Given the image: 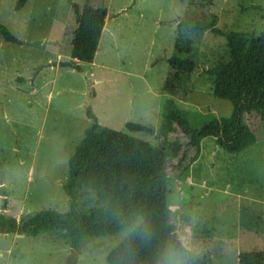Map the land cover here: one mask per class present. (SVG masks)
Segmentation results:
<instances>
[{
    "label": "rangeland",
    "instance_id": "rangeland-1",
    "mask_svg": "<svg viewBox=\"0 0 264 264\" xmlns=\"http://www.w3.org/2000/svg\"><path fill=\"white\" fill-rule=\"evenodd\" d=\"M15 1L0 0V24L22 42L0 37V215L19 223L38 211H68V159L94 123L157 146L154 136L125 125L156 131L165 99L217 120L232 114L205 73L228 60L224 37L211 31L193 39L196 67L176 95L162 91L189 0H101L107 18L94 65L69 56L85 0H28L18 12ZM204 12L222 32H264V0H213ZM244 124L253 146L233 154L205 138L197 161L167 183L175 235L197 264H237L240 253L264 251V121L247 115ZM76 204L97 206L86 191ZM124 237L93 238L73 250L47 234L0 235V264H108Z\"/></svg>",
    "mask_w": 264,
    "mask_h": 264
},
{
    "label": "trees",
    "instance_id": "trees-1",
    "mask_svg": "<svg viewBox=\"0 0 264 264\" xmlns=\"http://www.w3.org/2000/svg\"><path fill=\"white\" fill-rule=\"evenodd\" d=\"M27 1L16 0L14 11L23 9ZM212 3L213 0L188 1L177 25L162 91L176 95L178 85L196 67L189 58L193 39L211 31L224 37L228 60L217 62L205 73L213 97L229 102L232 114L217 120L180 109L174 100L165 99L156 131L135 123L125 125L129 131L154 136L157 146L94 123L84 131L83 140L68 159L62 186L68 211H38L19 223L0 215V235L36 238L47 234L78 250L93 238L125 234L106 256L108 264H158L168 246L174 249L181 243L167 206L168 181L197 161L203 139L212 137L219 149L238 154L256 142L244 117L256 115L264 121V32L257 38L222 32L216 27V16L208 20L204 12ZM106 18L101 0H85L73 34L69 53L72 60L93 62ZM0 37L5 43L22 45L2 24ZM80 191L93 193L97 206L79 210L76 199ZM181 252L187 256V264H197L184 247ZM237 264H264V251L240 253Z\"/></svg>",
    "mask_w": 264,
    "mask_h": 264
},
{
    "label": "clouds",
    "instance_id": "clouds-1",
    "mask_svg": "<svg viewBox=\"0 0 264 264\" xmlns=\"http://www.w3.org/2000/svg\"><path fill=\"white\" fill-rule=\"evenodd\" d=\"M183 244H178L174 249H166L161 255L158 264H185L181 249Z\"/></svg>",
    "mask_w": 264,
    "mask_h": 264
},
{
    "label": "crops",
    "instance_id": "crops-1",
    "mask_svg": "<svg viewBox=\"0 0 264 264\" xmlns=\"http://www.w3.org/2000/svg\"><path fill=\"white\" fill-rule=\"evenodd\" d=\"M101 36H102V35H101ZM70 47H71V45H70ZM70 47H69V48H70ZM70 49H71V48H70ZM69 52H70V51H69ZM96 52H97V51H96ZM95 55H96V54H95ZM94 57H95V56H94ZM93 62H94V60H93ZM93 62L90 63L89 65H94Z\"/></svg>",
    "mask_w": 264,
    "mask_h": 264
}]
</instances>
